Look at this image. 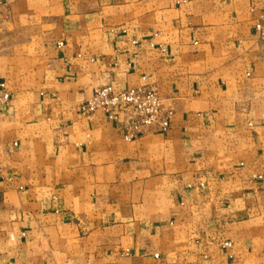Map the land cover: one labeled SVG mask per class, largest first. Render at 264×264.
<instances>
[{
  "label": "crops",
  "instance_id": "1",
  "mask_svg": "<svg viewBox=\"0 0 264 264\" xmlns=\"http://www.w3.org/2000/svg\"><path fill=\"white\" fill-rule=\"evenodd\" d=\"M264 0H0V264H264ZM153 84L166 130L84 116Z\"/></svg>",
  "mask_w": 264,
  "mask_h": 264
},
{
  "label": "built area",
  "instance_id": "2",
  "mask_svg": "<svg viewBox=\"0 0 264 264\" xmlns=\"http://www.w3.org/2000/svg\"><path fill=\"white\" fill-rule=\"evenodd\" d=\"M264 35V23L258 25ZM11 100L5 83H0V105ZM84 116L97 113L117 120L124 116V132L128 140H133L152 129L166 130L174 114V99L161 95L153 84H144L134 89L117 92L111 86L97 87L89 99L79 106Z\"/></svg>",
  "mask_w": 264,
  "mask_h": 264
}]
</instances>
